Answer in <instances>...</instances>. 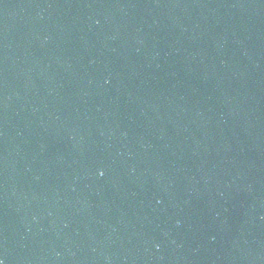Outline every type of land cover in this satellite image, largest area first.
Segmentation results:
<instances>
[{
  "label": "water",
  "instance_id": "obj_1",
  "mask_svg": "<svg viewBox=\"0 0 264 264\" xmlns=\"http://www.w3.org/2000/svg\"><path fill=\"white\" fill-rule=\"evenodd\" d=\"M0 260L264 264V0H0Z\"/></svg>",
  "mask_w": 264,
  "mask_h": 264
},
{
  "label": "snow or ice",
  "instance_id": "obj_2",
  "mask_svg": "<svg viewBox=\"0 0 264 264\" xmlns=\"http://www.w3.org/2000/svg\"><path fill=\"white\" fill-rule=\"evenodd\" d=\"M101 175H103V173H101ZM0 264H4V261L3 260H0Z\"/></svg>",
  "mask_w": 264,
  "mask_h": 264
}]
</instances>
